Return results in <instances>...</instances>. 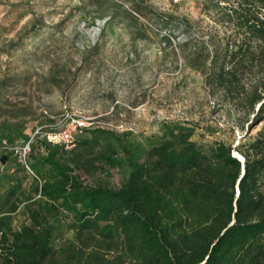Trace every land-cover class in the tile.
Here are the masks:
<instances>
[{
    "label": "rangeland",
    "instance_id": "obj_1",
    "mask_svg": "<svg viewBox=\"0 0 264 264\" xmlns=\"http://www.w3.org/2000/svg\"><path fill=\"white\" fill-rule=\"evenodd\" d=\"M215 1L0 0V155H8L0 216L10 226L28 222V206L41 207L51 245L77 243L72 213L47 212L26 167H39L34 157L46 149L71 166L75 158L86 184L118 187L128 160L142 161L152 146L224 143L234 154L254 140L261 103L246 105L216 80L230 65L232 30ZM241 73L247 84L258 77L249 66ZM63 129L72 142L44 145ZM31 142L38 148L28 154Z\"/></svg>",
    "mask_w": 264,
    "mask_h": 264
},
{
    "label": "trees",
    "instance_id": "obj_2",
    "mask_svg": "<svg viewBox=\"0 0 264 264\" xmlns=\"http://www.w3.org/2000/svg\"><path fill=\"white\" fill-rule=\"evenodd\" d=\"M220 1L214 4L232 34L230 65L216 80L246 105L260 102L264 119V0ZM245 66L255 69L254 82H242ZM36 148L31 142L28 154ZM236 150L243 164L224 143L205 151L188 140L164 142L140 162L129 159L118 187L88 185L74 172L75 158L71 166L54 151L39 152V167L27 164L38 181L34 191L50 202L47 212L72 213L77 243L54 248L42 208L28 206V222L18 228L0 216V264H264V128ZM7 159L0 155V166Z\"/></svg>",
    "mask_w": 264,
    "mask_h": 264
},
{
    "label": "built area",
    "instance_id": "obj_3",
    "mask_svg": "<svg viewBox=\"0 0 264 264\" xmlns=\"http://www.w3.org/2000/svg\"><path fill=\"white\" fill-rule=\"evenodd\" d=\"M47 139L51 144H59V145H62L65 142H72L74 140L73 136L71 135V131L66 129H63L58 133H52L48 135ZM27 149L29 150V146L27 147ZM30 171L33 172L32 170Z\"/></svg>",
    "mask_w": 264,
    "mask_h": 264
},
{
    "label": "water",
    "instance_id": "obj_4",
    "mask_svg": "<svg viewBox=\"0 0 264 264\" xmlns=\"http://www.w3.org/2000/svg\"><path fill=\"white\" fill-rule=\"evenodd\" d=\"M233 156H236L241 162H242V164L244 163V158H243V156H239L238 154H233ZM242 172H243V169H242ZM237 191H238V189H237Z\"/></svg>",
    "mask_w": 264,
    "mask_h": 264
}]
</instances>
